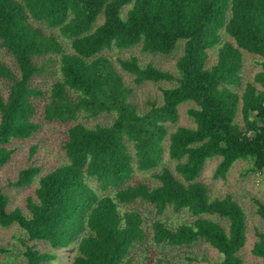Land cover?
I'll list each match as a JSON object with an SVG mask.
<instances>
[{"label":"trees","instance_id":"trees-1","mask_svg":"<svg viewBox=\"0 0 264 264\" xmlns=\"http://www.w3.org/2000/svg\"><path fill=\"white\" fill-rule=\"evenodd\" d=\"M180 43L175 72L143 66L135 57L119 60L136 85L174 84L162 89L161 104L140 111L104 52L141 46L144 53L170 55ZM0 46L17 69L0 63V78L9 81L8 94H0V169L13 157V143L41 130L33 100L41 92L32 83L58 59L60 78L41 119L69 125L68 162L42 176L30 165L12 183L26 188L39 179L26 198L27 212L10 209L0 187V227L23 231L19 256L26 264H61L40 243L72 249L70 264H192L193 255L184 263L176 254L199 243L219 252L213 264H246L244 209L231 195L212 199L199 178L214 157L221 158L216 179L244 160L264 173V0H0ZM243 51L260 57L262 69L240 93ZM186 103L195 105L188 115L196 127L170 131ZM82 113L114 120L88 127L78 121ZM166 152L174 169L164 164ZM136 171H156L157 184L133 182ZM256 206L264 224V203ZM170 211L193 220L174 224ZM257 237L252 251L264 264V231ZM11 252L0 248V254Z\"/></svg>","mask_w":264,"mask_h":264},{"label":"rangeland","instance_id":"rangeland-1","mask_svg":"<svg viewBox=\"0 0 264 264\" xmlns=\"http://www.w3.org/2000/svg\"><path fill=\"white\" fill-rule=\"evenodd\" d=\"M102 22L103 17L99 19L97 25ZM224 38L233 41V39L227 35H224ZM182 49L183 43H180L178 48L170 55L144 53L141 50V46L129 50H108L105 51L104 54L112 60L118 71L124 76L126 85L131 89L130 100L138 106L140 111H146L149 109L150 102L161 104L162 89L171 87L174 84L169 82H145L142 85H136L133 81V77L121 69L119 60L135 57L143 66L152 64L161 70L175 72L177 61L182 55ZM210 55V65H212L217 60V50H212ZM243 55V85L241 89H239L240 93L244 91L245 86L249 82L254 81L255 75L262 69V59L260 57L246 51H243ZM13 61V58L0 46V63H4L16 71L17 69ZM47 67L49 70L35 77L32 83L33 86L41 92V95L33 98L37 106L35 119L41 122V130L29 140L13 143L11 145V148L15 149L13 157L6 166L0 169V187L10 198V209L21 208L24 212H27L25 203L26 198L34 193L38 186L39 179L37 178L35 183L29 187L16 188L12 183L16 181L19 170L30 165H35L41 169L40 175L42 176L68 162L64 151V144L67 138V128L69 125L59 122H46L41 119L43 107L49 101L51 88L55 81L60 78L59 59L57 63L49 64ZM8 90L9 81L0 78V94L7 95ZM194 106L193 103L181 105L179 107V121L177 124L168 125L169 130L174 131L178 126L196 127L194 121L188 115V109ZM239 119L242 123L241 116ZM113 120L114 117L108 114H102L95 118H87L85 114L82 113L78 117V121L88 127L110 125ZM167 144L168 143H166V146ZM34 147L36 148V152L32 157L31 149ZM220 161V157L208 159L199 181L208 187L209 195L212 199L231 195L242 206L247 215L248 231L246 244L241 251V256L246 264H261L262 259L256 257L252 250L255 242L258 240L257 232L264 231V224L257 214L256 206L257 201L264 203V181H259L257 179L256 173L252 170L251 161L248 160L236 162L226 178L216 179L214 174ZM164 164L170 166L172 169H174L176 164L169 159L167 152L164 156ZM155 172L156 171L142 173L136 171L133 182H144L150 186H154L157 184L153 176ZM91 184L99 189L96 183L91 182ZM138 208L144 210L145 207L140 206ZM166 217L174 224H182L193 220V217L187 212L177 214L170 211L167 213ZM24 238H26V236L18 226L9 228L0 227V248L12 250L11 253L0 254V264H26L25 259L19 256L25 248L24 243L21 241ZM38 248L43 251L55 252L58 259L53 263L70 264L72 261V249L53 250L45 243L38 244ZM182 251L183 252H179L176 255H178V260L184 263L190 262L186 260L185 256L187 255H193L197 258V260L192 261V264H213L221 260L219 252L206 243H199L192 249H189V251ZM10 256L14 258L12 257L11 259Z\"/></svg>","mask_w":264,"mask_h":264},{"label":"built area","instance_id":"built-area-1","mask_svg":"<svg viewBox=\"0 0 264 264\" xmlns=\"http://www.w3.org/2000/svg\"><path fill=\"white\" fill-rule=\"evenodd\" d=\"M256 177L259 181H264V173H257Z\"/></svg>","mask_w":264,"mask_h":264}]
</instances>
